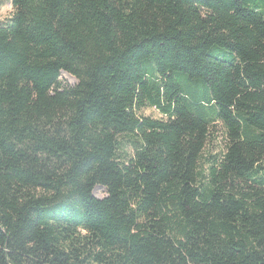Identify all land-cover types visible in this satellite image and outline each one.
I'll use <instances>...</instances> for the list:
<instances>
[{"label":"trees","instance_id":"16d2710c","mask_svg":"<svg viewBox=\"0 0 264 264\" xmlns=\"http://www.w3.org/2000/svg\"><path fill=\"white\" fill-rule=\"evenodd\" d=\"M10 1L0 264H264V0Z\"/></svg>","mask_w":264,"mask_h":264},{"label":"rangeland","instance_id":"374dc122","mask_svg":"<svg viewBox=\"0 0 264 264\" xmlns=\"http://www.w3.org/2000/svg\"><path fill=\"white\" fill-rule=\"evenodd\" d=\"M11 13H12L11 1L10 0H0V23L8 19ZM60 81L64 85H73L76 83V79L65 71H62L60 73ZM141 113L144 116H149L152 118L160 117V113L154 108H143L141 110ZM219 141H220V138L218 137V139H215L212 142L210 141L206 145V147L203 150V159L205 160L204 162L207 163V159H209V157H212L218 153L219 149L221 148V144L219 143ZM93 194L97 198H102L105 196L106 193H105V189L102 186L97 185L95 186L93 190Z\"/></svg>","mask_w":264,"mask_h":264}]
</instances>
